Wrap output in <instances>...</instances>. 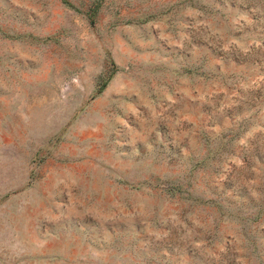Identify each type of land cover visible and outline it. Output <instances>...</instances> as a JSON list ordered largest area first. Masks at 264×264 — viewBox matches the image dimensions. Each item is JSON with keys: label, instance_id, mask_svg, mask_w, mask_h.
<instances>
[{"label": "rangeland", "instance_id": "rangeland-1", "mask_svg": "<svg viewBox=\"0 0 264 264\" xmlns=\"http://www.w3.org/2000/svg\"><path fill=\"white\" fill-rule=\"evenodd\" d=\"M65 2L0 0V264H264V0Z\"/></svg>", "mask_w": 264, "mask_h": 264}, {"label": "trees", "instance_id": "trees-1", "mask_svg": "<svg viewBox=\"0 0 264 264\" xmlns=\"http://www.w3.org/2000/svg\"><path fill=\"white\" fill-rule=\"evenodd\" d=\"M62 2H63V3H66V2H65V0H62ZM97 8H98V7H96V8H95V11H94V12H96ZM107 81H108V80H107ZM107 81H106V82H104V84L102 85V87H101V89H100V90H102V89L105 87V85H106Z\"/></svg>", "mask_w": 264, "mask_h": 264}]
</instances>
